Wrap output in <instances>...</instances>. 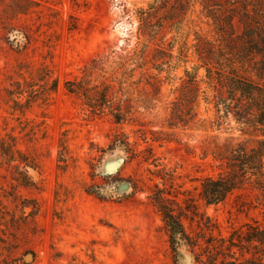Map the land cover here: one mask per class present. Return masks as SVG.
Returning a JSON list of instances; mask_svg holds the SVG:
<instances>
[{"label":"rangeland","instance_id":"374dc122","mask_svg":"<svg viewBox=\"0 0 264 264\" xmlns=\"http://www.w3.org/2000/svg\"><path fill=\"white\" fill-rule=\"evenodd\" d=\"M185 1L180 34L189 33L188 43L191 30L213 38L201 6ZM148 4L0 0V264H174L152 199L156 189L185 213L188 231L199 230L189 220L192 212L196 219H212L224 236L246 223L264 226L257 191L237 190L208 206L199 193L202 178L216 176L237 144L253 145L257 131L216 113L218 87L202 80L203 70L197 115L186 124L169 121L183 64L175 70L165 65L169 71L160 74L150 62L130 71L136 65L130 58L148 61L158 46L175 43L173 36L174 50L179 42L163 21L169 3L138 12ZM9 34L21 36V49L11 46ZM92 58L104 65L92 71L91 83H107L116 101L126 100V121L94 115L80 97L66 92L64 82L81 77ZM147 80L159 86L157 94ZM116 133L127 138L135 157L102 152ZM91 185L102 196L88 192ZM180 264H191L188 254Z\"/></svg>","mask_w":264,"mask_h":264},{"label":"trees","instance_id":"16d2710c","mask_svg":"<svg viewBox=\"0 0 264 264\" xmlns=\"http://www.w3.org/2000/svg\"><path fill=\"white\" fill-rule=\"evenodd\" d=\"M194 1L201 6L205 17L211 20L214 37L191 30L192 38L188 43L189 33L180 34V15L188 3L185 0H160L156 5L139 7L138 12L158 10L169 3L163 21L170 24L179 42L174 50L177 42L176 36H173L175 43H169L168 48L158 46L148 61L144 57L138 63L130 58L136 64L130 71L141 69L150 62L160 74L183 64L182 82L175 88L174 99L170 102L169 121L170 124H186L197 115L198 73L203 70L202 80L213 88L218 87L214 95L216 113L222 112L224 117L230 115L237 123L253 127L258 139L253 145L239 143L233 147L222 158L221 171L200 181V197L205 205H216L234 191L250 190L257 191L264 201V0ZM10 36L7 40L11 46L17 44V50L21 49L24 44L21 36L16 34L12 39ZM124 64L121 63V66ZM103 65L102 59L92 58L84 65L82 76L66 80L64 88L66 92L80 97L92 114L107 113L119 124L130 115L126 100L116 101L109 84H92L89 79L92 71L98 67L102 69ZM165 65L169 69H164ZM148 78L157 79L154 75ZM146 83L154 94L159 92L158 85L148 80ZM56 87L57 80L54 78L52 92ZM17 94L21 95V89ZM0 148L4 152L3 144ZM105 150H120L131 158L136 156L127 138L120 133L112 137L102 152ZM119 180L132 184L125 179ZM99 188L98 185H91L87 191L102 196ZM131 188L136 190L132 185ZM156 192L152 199L161 213L174 264H180L184 254L189 255L191 264H264V226L256 222L246 223L224 236L212 219L205 216L196 219V214L192 212L194 215L189 220L195 222L199 230L188 231L182 223L185 213L176 211L162 191L156 189Z\"/></svg>","mask_w":264,"mask_h":264},{"label":"water","instance_id":"95a60500","mask_svg":"<svg viewBox=\"0 0 264 264\" xmlns=\"http://www.w3.org/2000/svg\"><path fill=\"white\" fill-rule=\"evenodd\" d=\"M135 1H142L144 3H149L148 5H151L152 3H156L157 0H135Z\"/></svg>","mask_w":264,"mask_h":264}]
</instances>
